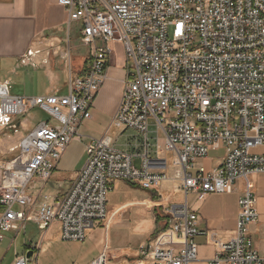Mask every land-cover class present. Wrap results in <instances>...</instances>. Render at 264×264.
I'll list each match as a JSON object with an SVG mask.
<instances>
[{"label":"built area","instance_id":"built-area-1","mask_svg":"<svg viewBox=\"0 0 264 264\" xmlns=\"http://www.w3.org/2000/svg\"><path fill=\"white\" fill-rule=\"evenodd\" d=\"M57 5L68 23L80 25L90 62L83 77L69 81L66 96H14L0 82L1 128L32 109L53 122L38 124L1 168L0 243L5 233L23 231L28 222L42 229L57 222L62 242L81 243L106 220L113 183L154 191L169 180L170 168L185 201L164 207L168 230L142 246L139 258L145 264H193V238L204 236L215 249L210 264H264L248 238L258 218L250 177L264 174V154L252 153L264 149V0H57ZM113 43L124 49L126 79L112 123L137 132L147 147L152 119L162 136L155 139V159L144 154L135 169L133 155L114 150L108 136L89 138L69 191L38 202L27 187L34 178L48 181L67 146L83 139L77 128L90 119ZM220 147L225 151L220 166L207 170L198 163ZM238 180L244 187L233 238L222 242L198 231L187 196L225 194ZM28 261L23 255L14 264ZM92 264H107L106 255Z\"/></svg>","mask_w":264,"mask_h":264},{"label":"crops","instance_id":"crops-1","mask_svg":"<svg viewBox=\"0 0 264 264\" xmlns=\"http://www.w3.org/2000/svg\"><path fill=\"white\" fill-rule=\"evenodd\" d=\"M80 33V25L68 23L67 13L57 5V0H0V82L8 86L10 94L13 93L11 95L22 89L24 93L29 92L25 95L28 98L66 96L69 81L83 77L90 62L91 52L81 44ZM110 46L112 56L106 79L90 108V119L77 128L83 139L72 141L67 146L48 181L34 178L27 187V194L38 202L46 199L50 203L69 191L84 164V148L89 138L108 136L114 150L133 155L135 169L141 168L140 156L146 154L148 159H155V143L151 145L147 141L145 147L137 132L115 127L112 123L126 79V60L121 44ZM36 112L44 114L39 109L28 110L26 114L11 119L10 124L14 128L0 127L3 133L0 138V169L17 156L19 143L38 124H53L49 118L46 122L34 124L26 118ZM127 132H133L134 136L127 137ZM121 140L123 142L119 143ZM221 149L223 154L215 158L209 156ZM224 156V148L220 147L211 150L198 163L212 170L221 165ZM170 159L166 156L168 165ZM167 174L169 180L152 191L156 194V207H161V213L167 205L185 201L179 183L171 180L172 169L169 168ZM250 181L258 218L248 227V238L257 254L264 256V174L253 175ZM243 187L244 182L238 180L225 194H211L201 199L189 194L186 203L197 214L196 229L213 233L222 242L232 239L238 215L237 203ZM107 210L106 220L89 230L81 243L62 242L57 222L47 229L28 222L23 231L5 233L0 243V264H14L15 259L23 255H27L28 264H92L101 254L106 255L107 264H145L146 261L139 258V249L153 244L158 235L168 230L164 219L166 228L156 232L158 225L151 191L117 181L113 183ZM119 224L129 229L136 247L131 241H112L111 230ZM193 242L197 246V261L193 264H210L215 255L214 247L204 236H195ZM31 246L35 248L33 252L29 250Z\"/></svg>","mask_w":264,"mask_h":264},{"label":"rangeland","instance_id":"rangeland-1","mask_svg":"<svg viewBox=\"0 0 264 264\" xmlns=\"http://www.w3.org/2000/svg\"><path fill=\"white\" fill-rule=\"evenodd\" d=\"M86 50L87 49H85V51ZM28 93L29 92L24 93L23 90L20 89V90H18L17 94H14V96L27 97L25 95H27ZM11 94H13V93L11 92ZM26 118L29 121L32 120L33 121V124L35 122H38V121L46 122L48 120V117L46 115H44L42 113H37V112L36 113H33L31 115H28ZM148 124H149L148 142H149V144L153 145L155 143V139L156 138H159V140H162V136H161V134L156 135L155 127H154V121L152 119H150L148 121ZM3 129H11V124H10V127L9 126H6ZM2 135H3V133L0 132V138L2 137ZM126 136L127 137H133L134 134H133V132H127L126 133ZM122 142L123 141L121 140L119 143H122ZM74 151L77 152V150H74ZM252 153L253 154H257V155H263L264 154V149L257 148V149H254L252 151ZM221 154H223V150L222 149L220 151H218L217 153H211L209 156L215 158V157H217V156H219ZM169 171L171 172V170H169ZM0 176H1V169H0ZM108 199H109V197H108ZM149 234H147L146 239L148 238ZM111 238H112V241L113 242L120 241L121 243H129L131 241L130 243H133V244L135 243L133 247H136V242H134V240L133 241L131 240L132 238L130 237L129 229L126 226H124V225L119 224L116 227H114L111 230Z\"/></svg>","mask_w":264,"mask_h":264},{"label":"trees","instance_id":"trees-1","mask_svg":"<svg viewBox=\"0 0 264 264\" xmlns=\"http://www.w3.org/2000/svg\"><path fill=\"white\" fill-rule=\"evenodd\" d=\"M151 199L155 203L156 225H158L156 232L158 233L166 228V223L164 222L165 217L161 213V207L159 205L156 207L157 197L152 191Z\"/></svg>","mask_w":264,"mask_h":264}]
</instances>
